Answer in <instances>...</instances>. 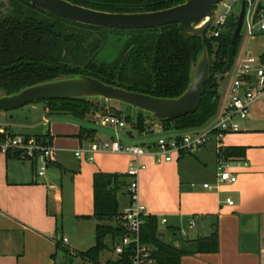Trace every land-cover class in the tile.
I'll use <instances>...</instances> for the list:
<instances>
[{"label": "crops", "instance_id": "obj_1", "mask_svg": "<svg viewBox=\"0 0 264 264\" xmlns=\"http://www.w3.org/2000/svg\"><path fill=\"white\" fill-rule=\"evenodd\" d=\"M262 52L255 56L251 49L245 48L241 58L251 55L260 62ZM230 84L224 90L221 108L206 125L186 131L169 129L170 134L164 137L194 134L215 123L223 110ZM233 121L237 122L238 131L225 134L222 144L241 148L240 158L245 163L233 161L231 171L237 180L232 184L217 183L214 139L192 152L173 154L168 162L155 163L150 156L140 159L146 168L138 174L139 202L146 215L157 217L158 232L164 233V241L167 233L170 240L166 242L175 245L181 240L217 235L216 251L184 255L180 264H264V98L250 105L246 118L234 117ZM89 122L87 125L52 122L42 134L18 132L10 124L0 127L12 134L46 135L57 148L55 161L42 176L35 175L32 163L0 152V264H63L69 259V253L83 252L94 244L97 221L92 216L93 176L98 172L126 174L131 157L125 153L97 152L93 161L76 158L74 151L88 143L79 139V129H93L94 140L138 143L134 142L131 125L115 129L102 124L97 127V122L91 118ZM29 123L21 121L17 126L26 128ZM160 129L157 124L149 130L158 133ZM154 142L146 140L139 145ZM122 196V206L126 207L128 195ZM227 199L232 204H228ZM161 218L166 222L161 223ZM69 219L77 221L76 224L66 222ZM191 219L194 225L189 227ZM180 229H184L186 235H181ZM64 237L66 242L62 241ZM105 243L111 253L106 260L114 259L116 253L110 236L105 238ZM81 245L87 248H77ZM58 251L62 256H58ZM72 258L75 262L76 258ZM99 261L103 262L100 256Z\"/></svg>", "mask_w": 264, "mask_h": 264}, {"label": "trees", "instance_id": "obj_2", "mask_svg": "<svg viewBox=\"0 0 264 264\" xmlns=\"http://www.w3.org/2000/svg\"><path fill=\"white\" fill-rule=\"evenodd\" d=\"M71 3L105 12H146L168 8L185 0H68ZM253 1V0H252ZM8 9L0 13V91L10 95L21 89L61 78L89 75L100 81L129 91L155 97L175 98L190 83L194 64L203 46L199 36L185 35L177 23L141 29H111L74 22L27 0H7ZM3 2L0 0V11ZM240 11V9H239ZM238 14L229 11L223 24H210L205 31V47L210 57V73L196 110L170 120H157L162 129L179 131L199 129L217 113L218 79L228 73L234 63L239 38L232 51L230 42ZM217 33L214 35V33ZM264 63V51L259 57ZM45 101L49 115H67L88 119L99 109L93 98L51 99ZM128 106V105H127ZM124 120L139 135L148 131L142 110L131 115L128 106ZM117 115L120 113L116 112ZM151 117V116H150ZM151 119L156 120L151 117ZM5 135L0 133V141ZM48 141L46 135H38ZM80 140L93 141L94 130L81 127ZM180 137H176L179 140ZM241 148L224 147L229 159H241ZM15 157V153L7 152ZM127 174L98 172L93 176V218L96 219L95 242L83 252L72 255L63 264H132V250L127 248L114 259L99 261L108 249L107 236L115 245L126 230L119 225L121 215L118 195L127 194ZM140 227V240L151 248L155 264H180L184 255L214 252L218 238L181 240L179 245L158 238V219L145 215ZM79 259L75 263L73 258Z\"/></svg>", "mask_w": 264, "mask_h": 264}, {"label": "built area", "instance_id": "obj_3", "mask_svg": "<svg viewBox=\"0 0 264 264\" xmlns=\"http://www.w3.org/2000/svg\"><path fill=\"white\" fill-rule=\"evenodd\" d=\"M241 1L221 0L218 4L225 8L226 11L224 14H216L214 8L215 14L210 24H223L227 13L231 11L232 3H241ZM245 2L246 12L243 26L246 24L248 34L253 35L254 29L264 31V0H258L255 3L252 0H245ZM216 34L215 32L214 35ZM260 98H264V63L257 61L251 55H245L237 65L235 76L229 86L228 96L220 116L207 129L194 134H184L180 136L179 140L159 137L154 143L147 146L123 144L118 139L93 140L74 151L76 158L87 161H93V156L97 152L125 153L131 157V164L126 171L129 176L127 186L129 204L124 207L118 220L119 225L125 228L126 233L114 247L116 254H120L130 248L132 250L130 255L132 264H155L150 246L143 244L140 240L142 218L146 215L144 206L139 202L138 174L146 168V165L140 159L143 156H150L155 163L168 162L172 160L173 154L181 155L192 152L210 139H214L217 183H234L237 180V176L231 171V167L233 161L236 160L224 156L223 150L225 146L222 144V138L227 133L238 131V124L233 121V118H246L250 105ZM100 124L111 126L115 129H122L127 125L123 117L113 113L101 116ZM0 133L5 135L4 139L0 141V152L4 154L9 151L13 152L18 160L32 163L36 176H42L47 167L56 159L57 148L49 141L45 142L32 135L12 134L1 128ZM237 162L245 163L241 159H237ZM204 187L211 188L208 184H204ZM226 201L228 204H232L231 200L227 199ZM160 222L165 223L166 219L161 218ZM193 225L194 220H189L188 226L192 227ZM179 233L183 236L186 235L184 229H180ZM62 241L66 242L67 238H62ZM83 264L91 263L86 261Z\"/></svg>", "mask_w": 264, "mask_h": 264}, {"label": "water", "instance_id": "obj_4", "mask_svg": "<svg viewBox=\"0 0 264 264\" xmlns=\"http://www.w3.org/2000/svg\"><path fill=\"white\" fill-rule=\"evenodd\" d=\"M30 4L62 18L102 28L141 29L177 23L188 36H199L203 49L199 54L186 90L175 98L155 97L106 84L89 75L51 80L21 89L10 95H0V111H9L28 103L51 99L103 98L130 106L131 115L136 110L148 113L156 120H170L197 109L210 73V57L205 47V31L214 18V8L221 0H185L184 2L154 11L105 12L83 7L68 0H27ZM246 12V2L240 3L236 27L230 42L232 51L241 33ZM169 129H160L166 131ZM155 130L144 132L151 135ZM158 238L165 240L163 232Z\"/></svg>", "mask_w": 264, "mask_h": 264}, {"label": "rangeland", "instance_id": "obj_5", "mask_svg": "<svg viewBox=\"0 0 264 264\" xmlns=\"http://www.w3.org/2000/svg\"><path fill=\"white\" fill-rule=\"evenodd\" d=\"M1 1L3 2V6L1 8L0 13L4 14L7 12L8 3H7V0H1ZM256 1L258 0H253L254 3ZM239 9H240V2L232 3L231 10L233 11L234 14H239ZM215 10H216L215 11L216 14H224L226 11V9L223 8L220 4L215 6ZM253 32H254L253 35H249L246 24L242 26L238 49H237V53L234 58L233 66L227 75H222L223 77L218 79V96H219L218 97V109L221 108L223 101L225 99L224 90L226 86L229 84V82L230 83L232 82V79L235 76L236 68L242 56L243 50L245 48H249L251 49L252 54L255 56H258L264 50V31H257L256 29H254ZM251 36L252 37L254 36L255 39L251 38ZM0 95H2L1 91H0ZM93 101L97 103V106L99 107V109L95 112H92V114H90V117H91V120H93V122H97L96 123V125H98L97 127H99L101 116L107 113H113L117 115L116 112H118L120 113L118 116L125 117L126 113L129 110L127 105L121 102L115 101V100H105L103 98H93ZM46 110L47 109H46L45 101L41 100L38 102L25 104L24 106L18 107L13 110L0 111V127L6 124H10L18 132L26 130L27 132H30V133L40 132L42 134L44 131L50 128V124L52 122H71L74 124H81V125L90 124L88 119L78 120V119L72 118L71 116H67V115H49ZM145 116H146L145 118L146 126L149 129H151L153 126L157 124L159 125L157 120L151 119L150 116H147V115ZM43 117H44V120L42 119ZM21 121L30 122L29 123L30 125L29 126L27 125L26 128H21L17 126L18 125L17 123ZM126 126L127 127L130 126V124ZM131 132L133 133V136H134V142L138 144L143 143L146 140L156 141L159 137L168 136L170 134L169 131L166 130V131H160L158 133L155 132L145 137V136L139 135L137 131L132 127H131ZM118 200L120 204V209L123 210L124 209L123 208L124 206H122L123 196L119 194ZM66 222L73 224L74 226L77 221L69 219ZM161 228L162 227L160 226V229ZM169 240H170V236H169V233H167L166 241H169ZM107 243L111 247V243L109 239H107ZM77 248L86 249L87 246L81 245ZM110 254H111L110 251L104 250L100 254V260L104 262L106 260V257L109 256ZM58 256H62L61 251H58ZM78 261L79 259L76 258L75 263H78Z\"/></svg>", "mask_w": 264, "mask_h": 264}]
</instances>
